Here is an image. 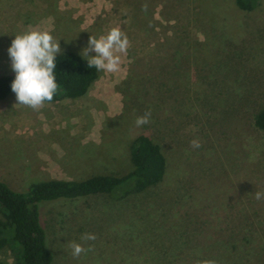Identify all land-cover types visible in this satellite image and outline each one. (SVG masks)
<instances>
[{"label": "rangeland", "instance_id": "rangeland-1", "mask_svg": "<svg viewBox=\"0 0 264 264\" xmlns=\"http://www.w3.org/2000/svg\"><path fill=\"white\" fill-rule=\"evenodd\" d=\"M112 27L127 49L116 53L119 69L100 72L85 96L35 109L14 94L0 101V181L26 192L41 180L124 175L139 133L160 145L168 180L143 195L125 196L126 181L110 195L40 205L51 264H264L262 244L241 248L204 233L181 239L166 229L172 176L196 205L184 208L188 216L216 201L229 202L214 213L221 218L243 200L262 206L254 192H264V135L252 116L264 104V0L245 16L223 0H0V75L13 74L6 50L16 34L46 31L60 40L57 54L80 55L89 36ZM176 47L190 55L184 71L168 67ZM146 111L148 123L137 127ZM72 243L84 249L76 257ZM0 261L13 264L9 248H0Z\"/></svg>", "mask_w": 264, "mask_h": 264}, {"label": "trees", "instance_id": "trees-1", "mask_svg": "<svg viewBox=\"0 0 264 264\" xmlns=\"http://www.w3.org/2000/svg\"><path fill=\"white\" fill-rule=\"evenodd\" d=\"M223 2L227 9L230 7L231 11L242 16H245V13H252L259 4V0H223ZM234 16L231 14L233 21ZM217 17L219 19L218 15ZM223 21L220 20L218 23L226 24V21ZM178 44L183 46V43ZM226 49L228 48L225 47L223 53L229 54ZM244 50L242 47L240 53ZM189 56L184 50L176 47L167 60L168 67L171 71H184ZM56 63L54 75L58 87L53 99L48 101L50 103L85 96L100 76V72L94 68L89 69L86 61L74 53L57 54ZM234 66L235 63L228 68ZM12 78L13 74L0 75V101L6 100L13 94L9 87ZM252 125L264 135V104L259 105L254 112ZM129 160L132 168L124 175L99 174L82 180H41L31 184L26 192L13 191L6 183L0 181V248H9L13 254V264H51L52 256L46 247L45 232L38 217L40 205L61 199H78L96 194L110 195L116 187L126 181L129 183V189L125 196L147 194L153 188L167 183L168 179L164 177L167 159L160 145L146 133L135 135L130 142ZM172 179V183L167 184L174 185L175 189L170 195L171 199L168 200L173 206L168 207L170 214L166 217V224L168 223L166 229L172 227L180 237L190 233L201 237L203 233L220 234L221 244L232 242L239 244L241 248L249 242L264 245V198L259 202L262 206L256 205L253 201L243 200L238 203V207H230V212L223 218L214 213L220 207L223 211L229 207L228 201L223 203L216 201L215 206L204 205L205 208L201 213L194 211L195 215L188 216L184 208L186 206L195 208L196 205L192 201L191 194L184 193L179 176L176 178L172 176ZM247 193L246 191L245 198L249 196ZM183 238L185 241H182L181 245L187 247L189 245L187 237ZM201 240L209 242L204 238Z\"/></svg>", "mask_w": 264, "mask_h": 264}, {"label": "clouds", "instance_id": "clouds-1", "mask_svg": "<svg viewBox=\"0 0 264 264\" xmlns=\"http://www.w3.org/2000/svg\"><path fill=\"white\" fill-rule=\"evenodd\" d=\"M46 31H25L14 35L6 52L9 59V68L13 73L10 81V91L14 94L16 104L29 108H37L44 102L51 101L57 91L54 75L56 56L60 51L59 42ZM128 46L127 37L117 27H112L98 37L89 36L86 46L80 51L81 58L86 66L97 72H116L119 69L120 56ZM94 53L89 55V53ZM150 113L145 112L136 117L137 127L147 124ZM192 148H199L197 139L190 141ZM257 200L264 198V192H254ZM82 239L93 240L94 235L85 233ZM73 257L78 256L84 249L80 244L72 243Z\"/></svg>", "mask_w": 264, "mask_h": 264}]
</instances>
